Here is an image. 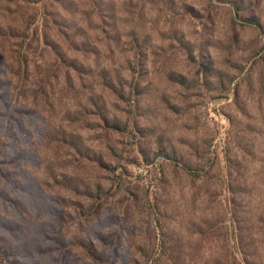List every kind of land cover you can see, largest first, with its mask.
Instances as JSON below:
<instances>
[{
  "label": "rangeland",
  "instance_id": "rangeland-1",
  "mask_svg": "<svg viewBox=\"0 0 264 264\" xmlns=\"http://www.w3.org/2000/svg\"><path fill=\"white\" fill-rule=\"evenodd\" d=\"M0 264H264V0H0Z\"/></svg>",
  "mask_w": 264,
  "mask_h": 264
},
{
  "label": "trees",
  "instance_id": "trees-1",
  "mask_svg": "<svg viewBox=\"0 0 264 264\" xmlns=\"http://www.w3.org/2000/svg\"><path fill=\"white\" fill-rule=\"evenodd\" d=\"M186 170H187L188 172H191V173H192V171H191L190 169L186 168Z\"/></svg>",
  "mask_w": 264,
  "mask_h": 264
}]
</instances>
